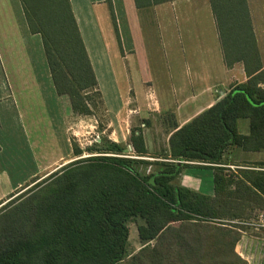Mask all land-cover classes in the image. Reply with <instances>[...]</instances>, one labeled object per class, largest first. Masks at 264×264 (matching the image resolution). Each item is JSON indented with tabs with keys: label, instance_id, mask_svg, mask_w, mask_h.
Instances as JSON below:
<instances>
[{
	"label": "trees",
	"instance_id": "obj_1",
	"mask_svg": "<svg viewBox=\"0 0 264 264\" xmlns=\"http://www.w3.org/2000/svg\"><path fill=\"white\" fill-rule=\"evenodd\" d=\"M172 1L134 0L138 8ZM209 2L226 65L243 63L249 79L182 127L169 115L170 139L157 157L141 127L127 144L102 138L82 149L73 141L77 160L0 201V264H248L237 245L244 230L253 233L241 222L264 210V162L235 172L225 153L264 151V69L249 1ZM21 3L58 95L75 115L93 116L103 99L70 0ZM241 119L249 134L239 132ZM193 168L213 171V195L182 184ZM136 219L143 248L129 255Z\"/></svg>",
	"mask_w": 264,
	"mask_h": 264
},
{
	"label": "crops",
	"instance_id": "obj_2",
	"mask_svg": "<svg viewBox=\"0 0 264 264\" xmlns=\"http://www.w3.org/2000/svg\"><path fill=\"white\" fill-rule=\"evenodd\" d=\"M248 1L264 69V0ZM70 2L97 77L103 106L107 108L104 128L99 129L100 124L93 128L114 142L127 144L131 130L141 127L149 155L157 157L162 143L168 145L170 139L171 134L166 132L169 115L174 114L182 127L222 101L234 86L249 79L243 63L226 65L209 0H175L149 8H138L134 0H112L114 14L107 0ZM109 15L126 64L117 65L118 70L114 69V60L101 38L103 17ZM153 27L166 55L164 64L160 68L154 61L151 86L137 94L130 91L128 99L121 101L117 99L123 96L117 73L125 74L127 81L141 76L133 58L143 49V39ZM129 57L135 66L127 63ZM153 79L165 88L162 89L168 100L155 91ZM108 81V95L116 97L111 105L105 101ZM137 116L140 118L135 119ZM87 118L75 115L69 98L58 95L42 37L31 33L21 0H0V201L31 184L33 179L69 164L74 158L72 130ZM91 118L98 124L95 114ZM22 132L25 139L16 142L15 133ZM100 140L99 136L95 141ZM188 171L184 174H192V182L198 184L189 188L204 192L202 179L209 176L208 194L213 195V171ZM250 235V245L245 250L239 248L244 240L237 245V252L248 264H252V243L262 239Z\"/></svg>",
	"mask_w": 264,
	"mask_h": 264
},
{
	"label": "rangeland",
	"instance_id": "obj_3",
	"mask_svg": "<svg viewBox=\"0 0 264 264\" xmlns=\"http://www.w3.org/2000/svg\"><path fill=\"white\" fill-rule=\"evenodd\" d=\"M98 10L100 13H101V11H103L102 8H100ZM107 10H108V8H107ZM149 21H150V19H149ZM102 24H103V29H102L101 38L102 39L104 38L105 43L107 45V51L109 53V56H111L114 60V69L118 70L117 65H120V63H121L124 66L126 64H125V58H121L119 43L115 37V31L113 28L112 19L110 18V15L108 18L103 17ZM151 24H152V26H154V22ZM143 40L145 41V43L142 42L143 49L142 50L140 49L137 53L138 56L133 58L135 64H137V67L139 68L141 76L139 75V77L136 78V81H135V79H134V81H130V80L127 81V79L125 78V74H123L120 71H118V73H117L119 75V78H117L118 88H119L121 94H123V96H118L117 99L119 98L121 101H125V99L126 100L128 99L127 95L132 94L130 91H134V93L137 94V92L140 89L141 90H143V89L147 90V88L149 86H151V85H149V84H151L150 81L152 79L151 75L153 72V68L151 69V67H153L152 64L154 61L157 63V65L160 68L164 64V59L166 58L165 57L166 55L164 54V50H163L162 44L160 42L156 27H153L151 32L146 35V39H143ZM108 53H107V55H108ZM130 58L131 57H129V60L126 59V61H127V63H129L132 66L133 62H132V58L131 59ZM140 78H141V80H140ZM152 83H153V88L155 89L156 92L159 93V96H162V99L168 100V98H167L168 95H165L164 91L162 89L164 87L162 85L158 84L157 81H155V80H154V82L152 81ZM108 84H109V81L107 83L105 82V94H106L105 101L108 100L109 104L111 105L112 102L114 103V100L116 99V97H112V96L108 95V90H107ZM106 112H107V108H105V106H103V104L99 105L98 109H96V111H95V116H96V119L98 121V124H96L94 122L95 120L93 118H91V120H90V117H88L86 122H82L79 126H77L75 129L72 130V132L75 135L72 138L75 140V142L77 141L76 143L80 144V146L83 149H87L88 147H91L92 145H94L96 143L95 140L99 136L101 139L102 138H104V139L108 138L107 136L99 135L97 128H93V126L99 127V124H100L99 129L104 128V122L107 119L106 118V115H107ZM134 118L136 119V118H140V117L137 116ZM108 120H109V116H108ZM139 124H136V125H139ZM238 129H239V132L241 134H248L249 133V121L247 119H241L239 121V128ZM17 132H21V131L18 130ZM4 133H5V131H4ZM2 137H4L2 139H5L9 136L7 135V137L6 136H2ZM14 137L17 138L14 140L16 142H20V143H22V140L25 139L24 132L15 133ZM151 139H153V137H151ZM164 144L162 143L163 148H162V150H160V152L167 149V146H168L167 143H164ZM150 146L153 147L155 145H150ZM87 156H89V155L86 154L84 157H87ZM77 159L78 158L71 159L70 163L77 160ZM148 160L154 161L155 159L149 158ZM225 160L229 161V163L231 164L229 166V168H231L232 171L236 172L238 169L243 168V165H251V164H254L257 162H264V151H262V152H245L240 148L231 147L225 153ZM188 170H189L188 172L198 173L197 170H199V169L193 168V169H188ZM48 176L49 175L41 177L40 181H42L43 179H45ZM183 176L181 178L182 183H184L185 185H188V187H197L198 184L196 185L194 182H192L195 180V178H194V176H192V174H186V175L184 174ZM208 177L207 178L205 177V179H202V184H201L202 190L204 192L206 191L207 193H209V180H207ZM30 187H32V186H30ZM30 187H27V188L23 187L20 190V193L17 194V196L24 193ZM7 200H8V198L4 199V201H6V202L3 205H5L7 203ZM3 205H1L0 208ZM249 220H252V219H249ZM140 224H142V221L140 219L133 220L128 224V227H129V243H130L129 249H128L129 255L136 253L140 249L143 248L142 242H141V240L139 238V234H138V227ZM241 225L245 228H248V227L244 226L243 224H241ZM248 229H249V231L253 232L252 234L257 233V232H254L253 230H251L250 228H248ZM244 231H248V230L246 229ZM249 234H251V233L249 232ZM258 236H262V235H258ZM255 242L256 241H254L252 243V247H251V253L253 255L252 254H250V255L254 258V262L252 264H259L261 260L264 261V244H263L264 242H262L260 240L258 242H256V244H255ZM247 245H250V241L247 242ZM239 248H240V250H241V248L244 249L245 245L242 244V246H240ZM250 255H247V256H250ZM251 256H250V259H251ZM251 260L253 261V259H251Z\"/></svg>",
	"mask_w": 264,
	"mask_h": 264
},
{
	"label": "built area",
	"instance_id": "obj_4",
	"mask_svg": "<svg viewBox=\"0 0 264 264\" xmlns=\"http://www.w3.org/2000/svg\"><path fill=\"white\" fill-rule=\"evenodd\" d=\"M241 224L250 228L254 232L261 234L262 236L256 237V238H262L259 240L264 242V210L260 211L258 213V215L255 218H253L252 220H246L244 222H241ZM249 236H251V235L249 234L248 231L243 232L242 241L244 240L243 242H244L245 247L247 245V242L249 241ZM255 240H257V239H255ZM251 259H253V261H254L253 257ZM253 261L251 260L250 262L253 263Z\"/></svg>",
	"mask_w": 264,
	"mask_h": 264
}]
</instances>
